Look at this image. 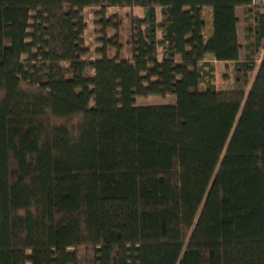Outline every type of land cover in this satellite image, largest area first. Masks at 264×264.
I'll return each instance as SVG.
<instances>
[{"label": "trees", "instance_id": "1", "mask_svg": "<svg viewBox=\"0 0 264 264\" xmlns=\"http://www.w3.org/2000/svg\"><path fill=\"white\" fill-rule=\"evenodd\" d=\"M263 42L251 0H0V264H264Z\"/></svg>", "mask_w": 264, "mask_h": 264}, {"label": "rangeland", "instance_id": "2", "mask_svg": "<svg viewBox=\"0 0 264 264\" xmlns=\"http://www.w3.org/2000/svg\"><path fill=\"white\" fill-rule=\"evenodd\" d=\"M128 9H118V8H108L106 14L109 15L111 13H117L121 16L122 19H124L125 12ZM99 11L98 8L95 7H89L86 8L83 12L84 19L87 23L86 29L84 31V40L85 45L88 49L86 55L84 56L87 60H95L98 58V55L95 53V48L99 47L100 44L98 42V38L100 37L99 26L96 25V21L98 20V17L96 15V12ZM134 14L142 16L143 15V9L140 7H132L131 10ZM211 9L209 7H204L202 14L204 19L207 21L208 16H210ZM236 14L240 16L239 25L237 26V34H238V41L242 44L241 49V58H243V55L245 53L244 46L247 43L245 40V22L243 21V12H240V8L238 7L236 9ZM159 17L160 14L158 13ZM123 20V26L120 30L121 32V40L124 41L125 38V26L126 22ZM208 23V21H207ZM108 36L113 34L112 30H108L106 33ZM207 34V33H206ZM207 38V35H206ZM264 53V42L262 43L260 49L257 51L255 55V65L259 64V61L261 60V57ZM109 55L113 54V50L108 51ZM122 56L127 55V51L125 46H123L121 51ZM232 63H222L218 64V66L215 68V79H214V87L216 90H227L232 88L235 78V73L232 68ZM253 75V73L251 74ZM175 102V97L173 95H149V96H138L135 97V105L136 106H153V105H170Z\"/></svg>", "mask_w": 264, "mask_h": 264}, {"label": "built area", "instance_id": "3", "mask_svg": "<svg viewBox=\"0 0 264 264\" xmlns=\"http://www.w3.org/2000/svg\"><path fill=\"white\" fill-rule=\"evenodd\" d=\"M251 5L257 8H264V0H251Z\"/></svg>", "mask_w": 264, "mask_h": 264}, {"label": "crops", "instance_id": "4", "mask_svg": "<svg viewBox=\"0 0 264 264\" xmlns=\"http://www.w3.org/2000/svg\"><path fill=\"white\" fill-rule=\"evenodd\" d=\"M237 8H238V7H237ZM237 8H236V9H237ZM239 8H240V12H242L241 7H239ZM236 15H237V14H236ZM237 18H238V24H237V26H238V25H239V21H240V16L237 15ZM157 19H158V20L160 19L158 13H157ZM237 36H238V34H237ZM222 63L226 64V62L215 61V68L218 66V64H222Z\"/></svg>", "mask_w": 264, "mask_h": 264}]
</instances>
